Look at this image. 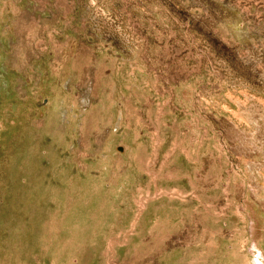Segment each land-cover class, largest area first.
<instances>
[{"label": "rangeland", "instance_id": "rangeland-1", "mask_svg": "<svg viewBox=\"0 0 264 264\" xmlns=\"http://www.w3.org/2000/svg\"><path fill=\"white\" fill-rule=\"evenodd\" d=\"M0 264H264V0H0Z\"/></svg>", "mask_w": 264, "mask_h": 264}]
</instances>
